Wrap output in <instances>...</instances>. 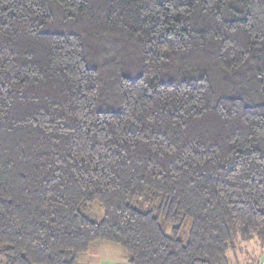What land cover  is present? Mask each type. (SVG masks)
I'll return each instance as SVG.
<instances>
[{
	"label": "trees",
	"instance_id": "16d2710c",
	"mask_svg": "<svg viewBox=\"0 0 264 264\" xmlns=\"http://www.w3.org/2000/svg\"><path fill=\"white\" fill-rule=\"evenodd\" d=\"M254 239L264 0H0V264H77L98 241L128 264H231Z\"/></svg>",
	"mask_w": 264,
	"mask_h": 264
},
{
	"label": "rangeland",
	"instance_id": "374dc122",
	"mask_svg": "<svg viewBox=\"0 0 264 264\" xmlns=\"http://www.w3.org/2000/svg\"><path fill=\"white\" fill-rule=\"evenodd\" d=\"M143 210L145 211L147 208H144ZM84 214L89 219L96 222L101 221L103 218V210L98 204H94L87 208ZM162 225L171 235V227L166 226L163 223ZM190 229L191 221L186 220L181 227L177 238L187 242ZM228 256L231 264H253L261 261L264 263V249L258 239H254L249 243L240 242L236 252H231ZM128 261L129 254L126 249L119 245L101 241L93 243L87 253H82L77 257V264H128Z\"/></svg>",
	"mask_w": 264,
	"mask_h": 264
}]
</instances>
